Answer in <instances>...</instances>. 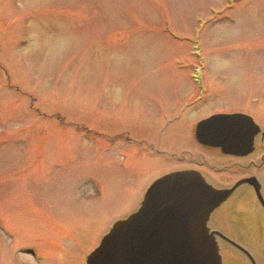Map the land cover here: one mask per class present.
I'll return each mask as SVG.
<instances>
[{
    "label": "rangeland",
    "instance_id": "obj_1",
    "mask_svg": "<svg viewBox=\"0 0 264 264\" xmlns=\"http://www.w3.org/2000/svg\"><path fill=\"white\" fill-rule=\"evenodd\" d=\"M238 110L264 126V0H0V264H82Z\"/></svg>",
    "mask_w": 264,
    "mask_h": 264
},
{
    "label": "water",
    "instance_id": "obj_2",
    "mask_svg": "<svg viewBox=\"0 0 264 264\" xmlns=\"http://www.w3.org/2000/svg\"><path fill=\"white\" fill-rule=\"evenodd\" d=\"M260 127L243 113L199 121L195 139L221 152L247 155ZM243 182L219 189L193 169L166 173L146 189L138 208L114 221L85 264H221L211 213Z\"/></svg>",
    "mask_w": 264,
    "mask_h": 264
},
{
    "label": "flooded vegetation",
    "instance_id": "obj_3",
    "mask_svg": "<svg viewBox=\"0 0 264 264\" xmlns=\"http://www.w3.org/2000/svg\"><path fill=\"white\" fill-rule=\"evenodd\" d=\"M198 151L194 154L183 150L185 155L181 158L188 155L189 164L185 167L200 171L213 186L227 188L239 179L252 181L238 186L208 220L210 231L215 232L222 264H264V131L255 137L253 152L245 156L227 155L205 146ZM211 152H218L223 162H210L206 155L214 154ZM252 249L263 258H256Z\"/></svg>",
    "mask_w": 264,
    "mask_h": 264
}]
</instances>
